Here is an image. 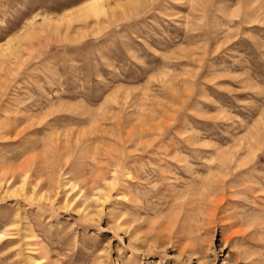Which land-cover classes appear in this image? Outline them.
<instances>
[{
	"label": "rangeland",
	"instance_id": "rangeland-1",
	"mask_svg": "<svg viewBox=\"0 0 264 264\" xmlns=\"http://www.w3.org/2000/svg\"><path fill=\"white\" fill-rule=\"evenodd\" d=\"M87 1L0 0V264H264V0Z\"/></svg>",
	"mask_w": 264,
	"mask_h": 264
},
{
	"label": "bare ground",
	"instance_id": "bare-ground-1",
	"mask_svg": "<svg viewBox=\"0 0 264 264\" xmlns=\"http://www.w3.org/2000/svg\"><path fill=\"white\" fill-rule=\"evenodd\" d=\"M107 4H108V0H89L86 2V4L80 9L78 10V12H76L75 14L74 13H71L67 18H69L67 20V23H72L73 21H75L76 19L78 20H87V19H90L91 17H96V18H101L102 16H105L107 15L108 13V10H107ZM66 19H64L62 22H65ZM59 23V22H58ZM61 24V23H60ZM234 156H230V157H227L226 159H221L219 164L216 167V170L219 172V175L217 174H213L212 177L208 180H205L202 182V186H203V190L205 189V187H207L208 184H212L213 186V190L212 192L208 193V198L209 197H215L216 193H218L219 195H221V199L219 200H216V199H212V200H209V204L211 206V209L213 212H217V210H220L221 208H224V206H227L228 203L226 204H222V202L225 200L227 194L229 192H231L232 189L234 188H237L238 186H236V184L234 185V182L238 181L237 180V174L236 176L234 175L235 173L233 172V169H234V161L235 160L233 158ZM27 166H29L27 163H25ZM25 165V166H26ZM22 167L21 170H26L25 168L27 167ZM240 166V165H238ZM237 166V167H238ZM28 168V167H27ZM211 169V168H209ZM31 170V169H30ZM186 170V169H185ZM187 170H188V166H187ZM186 170V171H187ZM213 170V169H212ZM192 171V170H191ZM191 171H187V172H191ZM25 172V171H24ZM28 173V171H27ZM26 173V174H27ZM132 173V172H131ZM130 173V174H131ZM25 174V175H26ZM129 174V175H130ZM229 177H232L231 179ZM196 180V179H195ZM244 181V180H243ZM195 182V181H194ZM246 182V181H245ZM244 182V183H245ZM244 183L242 185H244ZM249 183V182H248ZM240 185V184H239ZM241 185V186H242ZM252 186V185H251ZM240 187V186H239ZM253 187V186H252ZM252 187H244L242 188L240 191H238L239 193H246L247 190H254V188ZM191 189V188H190ZM208 189H209V186H208ZM203 190H189L187 195H191L192 196H205ZM206 191V190H205ZM252 192V191H251ZM232 194V193H231ZM207 198V199H208ZM188 200V199H187ZM186 200V201H187ZM203 200V199H202ZM202 200L201 199H190L189 201H187V203L184 205V208L188 207V206H191L192 208H194V205H196V207L200 206V204L202 203ZM226 201V200H225ZM224 201V202H225ZM205 202V201H204ZM223 202V203H224ZM222 204V205H221ZM183 206V205H182ZM190 208V209H192ZM194 211L195 210H198L199 211V208H194L193 209ZM196 212V211H195ZM213 214V213H212ZM217 216V215H216Z\"/></svg>",
	"mask_w": 264,
	"mask_h": 264
}]
</instances>
